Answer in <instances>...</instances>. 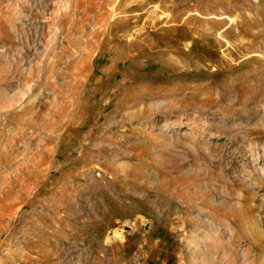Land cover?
Returning <instances> with one entry per match:
<instances>
[{
  "label": "rangeland",
  "instance_id": "obj_1",
  "mask_svg": "<svg viewBox=\"0 0 264 264\" xmlns=\"http://www.w3.org/2000/svg\"><path fill=\"white\" fill-rule=\"evenodd\" d=\"M171 3L0 0V264H264V0Z\"/></svg>",
  "mask_w": 264,
  "mask_h": 264
},
{
  "label": "bare ground",
  "instance_id": "obj_2",
  "mask_svg": "<svg viewBox=\"0 0 264 264\" xmlns=\"http://www.w3.org/2000/svg\"><path fill=\"white\" fill-rule=\"evenodd\" d=\"M189 0H171V4H169V5H166V11H162V12H160V13H156V8H150V9H148L147 11H146V15H147V18L149 19V21H150V25L152 24V22L154 21H156V20H158L159 18H161V17H164L165 18V16H169V13H167V10L169 9V7H171V6H174V4H178V3H180V2H188ZM176 8V7H175ZM192 12V11H191ZM180 15V14H179ZM191 15V14H190ZM190 15H184V17L183 18H181L182 20V24H185L186 23V21H188V20H191L192 19V17L190 16ZM196 15V14H195ZM183 16V15H182ZM181 16V17H182ZM198 16V15H197ZM191 17V18H190ZM163 18V19H164ZM221 18V17H220ZM166 19V18H165ZM222 19V18H221ZM226 19V18H225ZM161 20H162V18H161ZM217 20V19H216ZM219 20V19H218ZM223 20V19H222ZM146 22H147V20H146ZM217 37H219V38H223V35H221L220 33H218V35H217ZM218 38V39H219ZM224 41V40H223ZM229 44V43H228ZM227 47H229V45L227 46ZM231 56V55H230ZM247 58H248V56H247Z\"/></svg>",
  "mask_w": 264,
  "mask_h": 264
}]
</instances>
